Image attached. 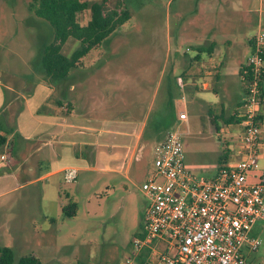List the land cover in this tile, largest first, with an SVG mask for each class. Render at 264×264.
I'll return each instance as SVG.
<instances>
[{
	"label": "rangeland",
	"instance_id": "rangeland-1",
	"mask_svg": "<svg viewBox=\"0 0 264 264\" xmlns=\"http://www.w3.org/2000/svg\"><path fill=\"white\" fill-rule=\"evenodd\" d=\"M33 1L0 0V65L5 71L29 73L31 61L36 62L39 50L52 38L49 25L40 28L35 24L34 14L28 10ZM84 1L91 4L102 0ZM241 1L251 11L246 37L258 30L264 31V0ZM196 2L107 0L106 11L114 13L112 32L104 42L82 58L79 66L82 76L88 75L87 79L92 78L94 82L99 80L100 72L106 73L115 66L123 70L124 78L128 77L130 82L126 85L131 81H146L148 90L143 96L140 95L139 100L141 106L149 108V113L153 109L148 113V126L156 117L157 110H162L157 114L162 118L159 130L180 132L185 164L199 165L201 169L189 170L196 176L209 177L205 168L215 166L217 155L223 150L222 141L226 134L217 135L213 123L205 120V109L194 104V101L190 108L185 109L180 100L181 92L175 84L170 95V105L164 107V101L168 99V67L165 60L169 48L170 54L176 50L182 54L186 44L195 45L188 39L189 36H183L178 14L191 15ZM231 3L237 4L238 1L213 2L219 6L218 14L212 10L213 20L218 21ZM259 18H262V24L258 29ZM89 19V9L76 14V22L80 27L85 26ZM76 46L77 40L70 38L63 51L70 54ZM186 53L192 56L195 51ZM112 60H115L114 65L110 63ZM111 92L112 89L108 93ZM126 93L124 89V98ZM181 111L186 113V120L179 119L177 114ZM220 123L218 120L217 125ZM260 129L264 140V87ZM155 142L148 135L142 137L130 170L126 173L127 178L99 171L79 173L77 179L70 182L58 175L23 183L19 190L0 201L9 205L16 202L33 205L25 211L27 215L22 218L21 225L31 221L34 223L35 234L26 239L22 235V241L17 243L0 239V246L13 248L16 260L32 254L42 264H118L123 258L133 255V240L142 233L146 207L141 184L153 171ZM260 166L264 170L262 157ZM69 204H74L70 216L63 211V207ZM41 214L46 216V220ZM252 233L260 240V244L257 250L245 252L247 264H264V222L258 221Z\"/></svg>",
	"mask_w": 264,
	"mask_h": 264
},
{
	"label": "crops",
	"instance_id": "crops-1",
	"mask_svg": "<svg viewBox=\"0 0 264 264\" xmlns=\"http://www.w3.org/2000/svg\"><path fill=\"white\" fill-rule=\"evenodd\" d=\"M217 1L222 0H197L191 15L178 14L183 36H189L195 45L186 44L182 54L177 50L170 54L169 48L165 60L168 99L164 107L170 105L169 91L172 95L175 84L185 109L194 101L205 109L207 118L204 119L213 123L217 135L226 134L215 166L205 168L210 176L220 165L240 158L236 147L239 129L233 113L245 93L243 70L254 35L246 37L251 22L248 5L237 0V4H229L223 16L214 21L212 10L218 14L219 6L213 2ZM261 24L262 18H259L258 29ZM192 50L194 55L188 56L186 52ZM113 62L115 60L110 61L114 65ZM28 67L32 72L31 65ZM82 75L80 66L74 67L55 85L38 75L31 82V92L25 94L23 90L28 81L20 78L16 71H5L0 65V112L5 101L4 89L13 90L22 97L21 109L14 120L9 113H0V128L9 131L0 130L7 138L0 147V200L19 190L23 183L58 175L63 178L64 170L69 168L77 171L74 180L79 173L99 171L127 178L142 137L148 135L156 141L163 135L159 130L162 118L157 115L162 110H157L148 126L149 108L141 106L139 100L148 90L146 81H131L126 85L130 82L128 77L124 78L123 70L116 66L106 73L100 72L97 82L91 76L87 79L88 75ZM262 84L264 87V78ZM111 89L113 92L108 93ZM124 89L127 90L125 98ZM260 116L262 122V108ZM218 120L221 123L217 125ZM1 155L5 158L1 159ZM186 167L201 169L193 164H186ZM32 206L26 202L9 205L0 201L2 241L8 239L17 243L22 241V235L25 239L33 237L34 223L21 225L22 218L27 215L25 211ZM41 217L46 220L44 214Z\"/></svg>",
	"mask_w": 264,
	"mask_h": 264
},
{
	"label": "built area",
	"instance_id": "built-area-1",
	"mask_svg": "<svg viewBox=\"0 0 264 264\" xmlns=\"http://www.w3.org/2000/svg\"><path fill=\"white\" fill-rule=\"evenodd\" d=\"M243 74L245 93L233 113L240 158L212 176H196L186 167L181 133L165 131L153 147V171L141 184L146 207L135 253L118 264H247L245 252L258 249L252 230L264 222V31L251 38ZM76 173L66 169L63 178L73 181Z\"/></svg>",
	"mask_w": 264,
	"mask_h": 264
},
{
	"label": "trees",
	"instance_id": "trees-1",
	"mask_svg": "<svg viewBox=\"0 0 264 264\" xmlns=\"http://www.w3.org/2000/svg\"><path fill=\"white\" fill-rule=\"evenodd\" d=\"M106 2L107 0H102L89 4L84 0H34L29 4L28 10L34 14L35 24L40 28L49 25L52 30V38L39 50L36 62L31 61L32 72L19 74L20 78L28 81L23 90L25 94L31 92V82L38 75H41L42 79L50 85L64 80L72 68L80 65L82 58L90 50L97 48L110 36L114 13L106 11ZM85 9L90 10V19L85 26L80 27L76 22V14ZM70 38L77 40L78 46L67 55L63 48ZM169 95H171V91H169ZM4 98L1 112L2 114L9 113L14 120L21 109L22 97L13 90L4 89ZM0 130L4 133L9 132L1 128ZM1 131L0 147L4 146L7 139ZM73 208L74 204H69L63 207V211L70 216ZM0 264L42 263L32 254L21 256L16 260L11 247L0 246Z\"/></svg>",
	"mask_w": 264,
	"mask_h": 264
}]
</instances>
